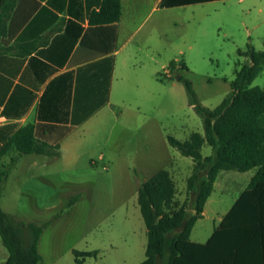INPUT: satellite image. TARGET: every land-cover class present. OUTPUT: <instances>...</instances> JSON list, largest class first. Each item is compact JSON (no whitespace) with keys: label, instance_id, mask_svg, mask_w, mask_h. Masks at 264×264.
<instances>
[{"label":"rangeland","instance_id":"obj_1","mask_svg":"<svg viewBox=\"0 0 264 264\" xmlns=\"http://www.w3.org/2000/svg\"><path fill=\"white\" fill-rule=\"evenodd\" d=\"M172 15V42L158 43L155 70L160 78L171 62L178 68L170 72L172 80L152 79L148 88L127 94L126 118L131 123L90 132L76 143V163L66 167L63 161L46 169L44 183L34 182L30 177L35 175L29 174L22 187L16 174L0 186L5 212L19 221L47 225L39 242L40 264H77L74 251L97 252L84 264H141L148 235L138 190L161 170L169 171L176 183V205L191 204L187 184L193 160L173 148L168 137L187 141L194 133L203 134L204 125L178 78L191 82L202 106L217 108L249 62L240 52L249 45L264 52V0L218 1L173 10ZM248 87L264 89V66ZM212 153L210 146L203 147L204 157ZM248 178L237 171L220 173L207 215L194 227V240L211 236Z\"/></svg>","mask_w":264,"mask_h":264},{"label":"crops","instance_id":"obj_2","mask_svg":"<svg viewBox=\"0 0 264 264\" xmlns=\"http://www.w3.org/2000/svg\"><path fill=\"white\" fill-rule=\"evenodd\" d=\"M162 1L121 0L120 20L106 23L97 17L104 0H0V117L8 120L0 127V152L29 125L38 141L58 148L55 155L8 150L0 170L13 158L16 162L7 180L19 174L26 187L24 180L47 181L46 169L60 162L71 167L79 156L76 143L90 132L131 123L127 94L139 93L153 80H172L169 67L165 78L157 77V45L172 42L168 25H175L173 10L196 5L163 8ZM257 171L246 172L241 194ZM29 174L35 177L24 179ZM206 215L207 203L197 223ZM192 233L194 243L211 238L194 240ZM7 258L1 240L0 264Z\"/></svg>","mask_w":264,"mask_h":264},{"label":"trees","instance_id":"obj_3","mask_svg":"<svg viewBox=\"0 0 264 264\" xmlns=\"http://www.w3.org/2000/svg\"><path fill=\"white\" fill-rule=\"evenodd\" d=\"M225 0H163V8L205 4ZM97 17L106 23L121 18V0H104ZM249 59L231 83V92L215 109L201 105L191 82L183 77L189 102L203 120L204 133H194L187 141L169 136V144L193 160L188 179L190 205L177 206V186L167 170H161L138 190V203L147 227L148 243L141 264H264V89L249 88L264 66V52L248 46ZM186 67V66H185ZM171 62L169 71L177 69ZM187 69V68H186ZM205 145L213 153L204 157ZM14 149L19 155H55L57 147L36 139L33 126L19 130L0 152V158ZM16 162L0 170V186ZM256 176L225 215L205 244L191 241L192 230L203 217L206 203L222 171ZM78 199H75L77 201ZM74 202H71L72 206ZM47 225L17 220L0 207V238L8 252L5 264H40L39 242ZM77 264L97 256V252H73Z\"/></svg>","mask_w":264,"mask_h":264},{"label":"built area","instance_id":"obj_4","mask_svg":"<svg viewBox=\"0 0 264 264\" xmlns=\"http://www.w3.org/2000/svg\"><path fill=\"white\" fill-rule=\"evenodd\" d=\"M8 122L6 117H0V127L5 125Z\"/></svg>","mask_w":264,"mask_h":264},{"label":"water","instance_id":"obj_5","mask_svg":"<svg viewBox=\"0 0 264 264\" xmlns=\"http://www.w3.org/2000/svg\"><path fill=\"white\" fill-rule=\"evenodd\" d=\"M178 79H180V77Z\"/></svg>","mask_w":264,"mask_h":264}]
</instances>
